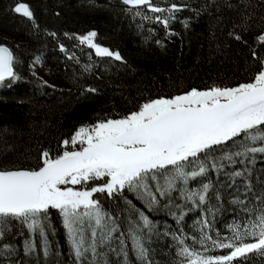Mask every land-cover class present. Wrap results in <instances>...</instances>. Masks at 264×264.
<instances>
[{"label":"snow or ice","instance_id":"snow-or-ice-1","mask_svg":"<svg viewBox=\"0 0 264 264\" xmlns=\"http://www.w3.org/2000/svg\"><path fill=\"white\" fill-rule=\"evenodd\" d=\"M123 4L136 9L134 15H141V8L158 13L143 18L166 29L176 13L188 7L176 3L161 7L152 0H123ZM13 10L36 26L27 3H16ZM230 35L242 40L239 34ZM96 37V31H89L75 39L97 57L123 61L119 51L95 42ZM256 40L264 45V33ZM59 47L69 59L75 58L64 44ZM251 56L257 67L245 82L149 98L127 114L80 125L61 141L55 155L44 149L35 167H0L4 264H21L17 247L5 240L14 221L28 232L25 257L37 264L42 257L48 264L60 255L49 240L50 233L55 235L53 209L61 218L74 264H160L154 258L153 237L171 239L173 264H242L249 253L264 256V180L257 176L259 188L253 184V166L258 156L264 160V56L255 48ZM18 62L13 51L0 44V85L21 79ZM40 63L36 56L33 68ZM89 67L85 65V70ZM84 91L97 89L88 86ZM221 175L228 177L226 185L219 183ZM221 188L232 190L229 203L238 212L227 225V235L213 228L217 213L224 210ZM117 199L124 207L114 214L102 200ZM145 209L166 211L176 228L165 224L161 232ZM191 212L197 216L191 231H185L184 218ZM217 249L226 251L215 254Z\"/></svg>","mask_w":264,"mask_h":264},{"label":"trees","instance_id":"trees-1","mask_svg":"<svg viewBox=\"0 0 264 264\" xmlns=\"http://www.w3.org/2000/svg\"><path fill=\"white\" fill-rule=\"evenodd\" d=\"M20 2L30 6L36 26L14 12L15 4ZM152 2L161 7L171 3L188 7L176 13L166 29L154 19L143 18L158 13L141 8V15H134L136 9L129 10L123 0H0V44L18 58L16 71L21 77L0 85V167H35L44 149L55 155L61 141L70 138L80 125L127 114L149 98L180 94L192 87L203 90L213 85L235 86L253 75L257 62L251 49L264 56V45L256 40L258 34L264 33V0ZM89 31L97 32L95 42L119 51L123 61L98 58L93 49L75 39ZM50 32H55L56 37L48 35ZM230 33L239 34L242 40ZM61 43L75 58L69 59L60 51ZM36 56H40L41 67L49 72L54 86L32 75ZM85 65H90L87 71ZM88 86L97 92H85ZM253 168V184L259 188L255 177L264 180V160L258 156ZM210 178L217 183L215 174ZM227 182L228 177H219L220 184ZM230 191L221 188L224 210L217 213L213 224L225 235L229 234L227 225L238 217L229 203ZM128 198L143 208L140 201L131 195ZM102 202L114 214L124 207L118 199ZM145 212L161 232L165 224L176 228L166 211ZM50 214L55 235L50 233L49 240L60 255L48 264H74L61 218L54 209ZM196 216V212L185 216V231H191ZM27 236L26 227L14 221L5 240L17 247L16 259L21 264H37L23 254ZM153 240L155 260L173 264L175 249L169 247L171 239ZM224 251L217 249L215 254ZM0 264H4L2 257ZM242 264H264V256L249 253L242 258Z\"/></svg>","mask_w":264,"mask_h":264},{"label":"rangeland","instance_id":"rangeland-1","mask_svg":"<svg viewBox=\"0 0 264 264\" xmlns=\"http://www.w3.org/2000/svg\"><path fill=\"white\" fill-rule=\"evenodd\" d=\"M33 71L36 72V76L39 77L42 81H47L48 85H53L54 84L51 82V77L50 74L47 70L43 69L41 67V64H36L35 67L33 68Z\"/></svg>","mask_w":264,"mask_h":264},{"label":"water","instance_id":"water-1","mask_svg":"<svg viewBox=\"0 0 264 264\" xmlns=\"http://www.w3.org/2000/svg\"><path fill=\"white\" fill-rule=\"evenodd\" d=\"M93 51H94V50H93ZM94 53H95V51H94ZM96 57H97V56H96ZM98 58L115 60L114 58H111V57H98ZM115 61H117V60H115ZM117 62H122V61H117Z\"/></svg>","mask_w":264,"mask_h":264}]
</instances>
